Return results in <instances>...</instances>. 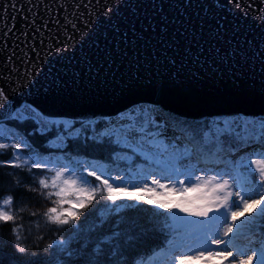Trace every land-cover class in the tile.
<instances>
[{
  "label": "water",
  "instance_id": "95a60500",
  "mask_svg": "<svg viewBox=\"0 0 264 264\" xmlns=\"http://www.w3.org/2000/svg\"><path fill=\"white\" fill-rule=\"evenodd\" d=\"M0 90V117L26 100L92 117L141 98L264 114V0H0Z\"/></svg>",
  "mask_w": 264,
  "mask_h": 264
},
{
  "label": "snow or ice",
  "instance_id": "6c2138e0",
  "mask_svg": "<svg viewBox=\"0 0 264 264\" xmlns=\"http://www.w3.org/2000/svg\"><path fill=\"white\" fill-rule=\"evenodd\" d=\"M149 111L144 110L127 123L108 122L98 133L89 122L94 133L92 139L97 143H103L107 138L109 144L131 151L132 155L125 152L113 156V159L128 162L127 179L123 174L111 176L103 164L86 160L65 163L63 156L41 157L35 150L23 160L13 152V160L7 163L20 169L30 164L27 169L29 173L32 168L54 171L50 182L48 178L38 180L42 195L45 194L43 190L51 189L46 198L52 200L54 206L47 209L45 216L52 224L72 225L79 236L85 228L89 234L95 233L115 217L111 234L100 236L92 250L99 257L104 253L102 245H108L110 250L107 255L113 258L111 264H128L116 259L122 255V251L115 241L125 235L121 225L126 217L122 213L139 204L163 210L154 211L152 216L155 227L164 233L165 240L150 254L136 259L135 264H253L254 261L255 264H264V151L252 154L258 156L257 159H253L252 155L240 156L235 160L230 158L251 142L264 146V121H224L206 123L203 127L177 121L173 125V132L179 135L166 140L161 138L164 125L150 117ZM27 112L13 113L5 119L20 122L34 120L41 133L55 128L56 138L49 141L52 148L66 147L64 133L73 138L80 134V129H73L72 121L49 119L32 109ZM12 139L21 142L4 143ZM9 147L15 150L21 147L31 149V145L23 141L19 134L0 121V150ZM135 156L146 161L147 166L133 167ZM202 164L223 167L217 170L200 167ZM50 165L58 166V170ZM82 167L84 171H81ZM89 167L93 170L87 171ZM77 171H81V175L77 176ZM256 173L258 179L254 178ZM157 175L167 179L168 183H161ZM89 176L100 183L95 185L88 180ZM129 186L132 190H129ZM97 199L104 201L94 210L98 220L91 225L87 224V220L85 225H77L75 222L82 214L80 210L88 208ZM123 201H134L135 204L118 203ZM11 205V196L0 198V222L15 219L14 215L5 211ZM13 232L19 239V230L14 228ZM242 236L248 237L246 246L239 243ZM125 239L131 240L132 237ZM67 243L65 240L56 241L61 250L66 249ZM16 248L19 253L27 251L20 244ZM71 254L69 251L68 255ZM56 264L62 262L58 260ZM87 264H105V261L90 259Z\"/></svg>",
  "mask_w": 264,
  "mask_h": 264
},
{
  "label": "trees",
  "instance_id": "16d2710c",
  "mask_svg": "<svg viewBox=\"0 0 264 264\" xmlns=\"http://www.w3.org/2000/svg\"><path fill=\"white\" fill-rule=\"evenodd\" d=\"M21 123L26 128L31 150L47 151L45 149L47 136L39 134L34 125H24L27 121ZM105 140L107 142V138ZM93 146L96 148V141L90 140L88 149ZM6 155L7 153L4 156ZM27 169V166L20 169L12 165L0 164V198L12 197L15 217L13 221L0 222V264H56L58 260L62 264H87L90 259L98 258L103 259L105 264H111L113 258L107 255L110 250L108 245H102L104 253L99 257L92 251L96 240L100 236L110 235L111 231L103 234L98 229L95 233L89 234L85 228L77 236L73 227L57 226L49 222L45 213L54 205L52 200L46 198V194L51 189L43 190L45 194L42 195L38 184L39 179L48 177L42 170L32 169L29 173ZM52 199L56 198L52 197ZM159 210L153 209L148 204H139L134 209L122 213L126 217L125 223L121 225L125 235L115 241L122 251V255L117 256L116 259L135 264L140 256L150 254L153 249L164 243L165 235L155 227L152 216L154 211ZM140 211H142L141 217ZM86 220L88 225L94 223L83 214L78 218V221L83 222L84 225ZM114 220L115 217L110 218L106 224L111 226ZM14 228L19 230V239L13 232ZM127 236H131L132 239L126 240ZM58 240L68 242L65 250H61L56 244ZM17 244L26 247L27 251L19 253ZM48 245L52 247L49 248ZM69 251L72 253L70 256Z\"/></svg>",
  "mask_w": 264,
  "mask_h": 264
},
{
  "label": "rangeland",
  "instance_id": "374dc122",
  "mask_svg": "<svg viewBox=\"0 0 264 264\" xmlns=\"http://www.w3.org/2000/svg\"><path fill=\"white\" fill-rule=\"evenodd\" d=\"M27 110H29V108H27ZM144 110H151V111H149V116L153 117L158 124L164 125V127H165L164 129L165 130L171 129L170 127H166V126H168L170 124H173V122H174L173 119H172V116H170V114H172L173 117L177 118V120L180 121V122H187L188 124L198 125V126H201V127H203L205 125V121H196V120L186 119V118H184L182 116H178L175 113H171L169 111H165L162 108H158V107L157 108H155V107L151 108V107L144 106V105L143 106H138L136 108L131 109L130 111H127V112L123 113L122 116L120 115V116L114 118L111 122L112 123H127L130 119H136L137 115L142 114ZM19 112L25 114V109H24V111L20 110ZM155 113L158 114L157 117H155V115H154ZM229 121H234V122L240 123L239 121H241V117H239V116L231 117V119ZM245 122L259 123L261 121H259V119H254V120L245 121ZM176 135H179V133L176 132ZM161 138L167 140V138H166L165 134H163V132H162ZM260 151H264V146H262V145H260L258 143L252 142V144L249 146V148L245 149V155H243V156L252 155L253 153H257V152H260ZM238 158L239 157L235 156L232 159L235 160V159H238ZM252 158L253 159H257L259 157L256 156V155H252ZM200 167H201V165H200ZM211 167L212 168H216L217 170H219V168H222L223 165H220V166L211 165ZM110 174L112 176H117V175L123 174V172H122V170L119 167H114L110 171ZM105 178H107V177H105ZM156 178L160 179L161 183H168L167 179H165V178H163V177H161L159 175H157ZM225 178H227V177H225ZM149 183H150V181H149ZM185 183L187 184L188 182L185 181ZM131 188L132 187L129 186V190ZM5 211H9L7 207L5 208ZM253 239H255V237H253ZM239 243L241 244V246H246L248 244V237H243L242 236L240 241H239ZM253 264H255V261L253 262Z\"/></svg>",
  "mask_w": 264,
  "mask_h": 264
},
{
  "label": "bare ground",
  "instance_id": "6f19581e",
  "mask_svg": "<svg viewBox=\"0 0 264 264\" xmlns=\"http://www.w3.org/2000/svg\"><path fill=\"white\" fill-rule=\"evenodd\" d=\"M26 102H27V104H29L31 106V108L43 111L39 106H37L36 103L32 102L31 100H26ZM154 115H155V117L158 116L157 113H155ZM93 123L95 124V122H93ZM173 125L174 124L166 126V127H170L171 129H167V130L164 129V131H163V134H165L167 139H170L171 137L176 135V132H173ZM177 143H179V141H177ZM247 148H249V147H247ZM201 167H210V166L209 165L205 166L202 164ZM212 247H215V246L213 245Z\"/></svg>",
  "mask_w": 264,
  "mask_h": 264
}]
</instances>
